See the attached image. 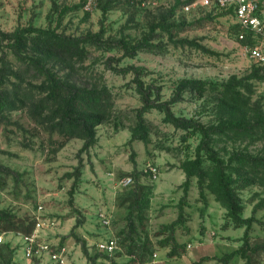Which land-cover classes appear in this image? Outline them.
<instances>
[{
  "label": "rangeland",
  "instance_id": "374dc122",
  "mask_svg": "<svg viewBox=\"0 0 264 264\" xmlns=\"http://www.w3.org/2000/svg\"><path fill=\"white\" fill-rule=\"evenodd\" d=\"M177 1L142 5L130 0H97L91 10H86L83 0H0V28L6 32L34 25L76 38L102 35L100 45H81L80 53L68 65H46L72 83L106 88L113 96V113L97 128L96 146L81 155L84 167L74 205L69 202L74 178L67 174L79 165L78 153L84 141L53 132L46 114L37 115L45 97L40 90L41 78L33 67L11 54L10 65L18 74L11 75V82L28 99L5 113L7 119L0 124V164L11 170L10 175L0 173V209L16 218L43 222L40 240L66 247L70 259L77 263L85 257L81 245L71 236L77 217L87 219L75 233L88 242L90 254L100 240L119 237L117 264H152L154 259L158 264H221L220 258L243 244L245 228L232 223L227 209L209 190L206 206L196 178L189 190L183 222L171 227L178 219L184 196L186 176L181 163L195 156L200 135L185 141V131L166 123L164 114L152 109L145 114L148 141L130 143L136 110L143 103L133 83L134 75L120 70L143 67L142 80L160 89L163 101L172 99L180 80H204L208 91H187L173 105V111L211 126L220 120L219 103L225 85L233 77L242 79L259 68L239 39L242 30L233 16L209 9L186 12L183 3L177 6ZM67 8L70 10L65 11ZM146 37L157 46V53L140 51L131 58L119 48L123 40L135 44ZM181 40L192 41L212 53L183 45ZM240 90L251 97L249 107L259 104L264 111L261 82L252 80ZM216 149L225 161L236 152L264 157V137L224 138ZM127 177L133 179L132 185L120 188V181ZM138 184L152 188L153 195L144 228L137 222L132 230L128 225L129 203L123 200ZM240 195L245 206L243 217L257 219L250 233L252 242L263 246L254 262L264 264V180L241 190ZM74 208L81 211V216ZM104 220L109 225L105 226ZM172 236L180 246L176 255L170 254ZM3 237L0 264H8L1 253L6 244L15 250L11 264H45L43 259L29 260L25 256V242L19 235L9 232ZM230 264L244 261L237 256Z\"/></svg>",
  "mask_w": 264,
  "mask_h": 264
},
{
  "label": "trees",
  "instance_id": "16d2710c",
  "mask_svg": "<svg viewBox=\"0 0 264 264\" xmlns=\"http://www.w3.org/2000/svg\"><path fill=\"white\" fill-rule=\"evenodd\" d=\"M177 2V6L181 4L180 0ZM85 3L86 0H83V5ZM83 5L81 4L77 8ZM68 10L70 9L67 8L65 11ZM152 32H155V28ZM101 36V34H96L76 38L60 34L56 30L38 28L34 25L17 28L11 32H6L0 28V50L2 52L0 58V124L7 119L5 113L15 110L19 103H24L28 99V95L22 92L19 86H15L11 82V75L18 77L10 65L9 54H11L17 61L33 67L41 78L40 90L45 97L41 99L38 105L37 115L46 114L45 120L53 132L69 139L79 138L84 141L83 147L78 153L79 165L74 172L67 174L68 178H74L73 186L69 192V202L72 205L75 204L74 196L84 167L81 155L83 153L89 154V151L96 146L98 141L97 128L113 113V96L106 88L84 87L72 83L46 65L51 62L68 65L74 55L80 53L81 45L85 43L100 45ZM150 41V37H146L135 44L123 40L120 42L119 48L124 52V55L131 58H135L140 51L157 53V46L151 44ZM243 42L245 44L253 43L251 35L248 34ZM179 43L195 45L194 42L188 40H181ZM195 47L209 51L200 45H195ZM209 53L212 52L209 51ZM144 71L145 69L141 66H130L119 71L123 74L131 73L134 75L133 83L143 103V107L136 110V121L131 128L130 143L135 140L148 141L150 132L145 114L152 109L163 113L166 123L185 131V141L189 137L200 135L195 156L181 163V169L186 176V180L182 184L184 196L179 203L178 219L171 224V227L174 228L183 222L189 190L193 179L196 178L200 197L206 206L208 204L206 190H209L215 195L217 201L227 209V217L232 223L238 228H245L243 244L237 250L220 258L221 264H230L237 256L244 261V264H255L254 259L263 249V246L252 242L250 233L257 219L255 216L243 217L245 206L240 191L254 185L258 180H264V157L255 156L249 152H236L232 153L225 161L220 156L216 146L224 138L264 137V111L262 107L259 104L249 107L251 97H246L240 90V87L248 85L252 80L262 82L264 80L263 67L259 66V68L253 69L248 76L242 79L233 77L225 85L219 103L220 120L218 124L211 126H206L193 117L177 116L173 111V105L180 102L187 91L199 93L208 91L207 82L199 79H182L178 82L172 99L163 101L161 90L142 80ZM11 86L15 87L11 88ZM2 171L8 175L11 173L9 168L0 164V173ZM152 195V188L138 184L124 198V203H129L128 225L132 230L136 228L137 222L144 228L148 219L147 211L150 208ZM74 210L81 216V211L78 208H74ZM76 220L71 236L81 245L84 256L93 259L89 252L88 242L75 233V229L85 224L86 218L77 217ZM36 223V220L16 218L11 213L0 209V231L2 233L12 232L30 236L35 230ZM171 239L172 250L170 254L176 255L180 246L173 236ZM1 253L8 264L13 263L15 250L10 244L3 245ZM113 264L117 263L114 262ZM195 264H201V262Z\"/></svg>",
  "mask_w": 264,
  "mask_h": 264
},
{
  "label": "built area",
  "instance_id": "2783aa9c",
  "mask_svg": "<svg viewBox=\"0 0 264 264\" xmlns=\"http://www.w3.org/2000/svg\"><path fill=\"white\" fill-rule=\"evenodd\" d=\"M142 5L153 3L157 0H131ZM183 3L184 10L189 12L194 9H209L229 13L241 28L242 33L239 39L244 41L247 35H251L252 41L246 44V51L250 57L264 69V0H180ZM97 0H86L85 9L91 10ZM264 90V80L261 82ZM133 179L127 177L120 181V188L131 186ZM105 226L109 225L108 220L102 222ZM45 224L43 222L36 223L35 230L32 235L26 236L15 233L24 239V253L29 260L43 259L45 264H113L116 262V255L120 251L119 237L112 236L102 239L95 244V250L91 257L86 258L82 263L71 260L66 247L58 244H50L41 241L38 234ZM6 233H4L5 235ZM4 235L0 236V244L4 243ZM91 250V249H90ZM157 258V254H154ZM152 264H158L154 259Z\"/></svg>",
  "mask_w": 264,
  "mask_h": 264
},
{
  "label": "crops",
  "instance_id": "0c3cea01",
  "mask_svg": "<svg viewBox=\"0 0 264 264\" xmlns=\"http://www.w3.org/2000/svg\"><path fill=\"white\" fill-rule=\"evenodd\" d=\"M86 222H87V219H86ZM86 222H85V224H86ZM85 224H84V225H85ZM84 225H83V226H84ZM84 259H85V257H84Z\"/></svg>",
  "mask_w": 264,
  "mask_h": 264
}]
</instances>
